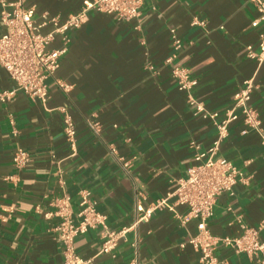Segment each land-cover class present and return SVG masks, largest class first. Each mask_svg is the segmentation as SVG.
Segmentation results:
<instances>
[{"label":"crops","instance_id":"obj_1","mask_svg":"<svg viewBox=\"0 0 264 264\" xmlns=\"http://www.w3.org/2000/svg\"><path fill=\"white\" fill-rule=\"evenodd\" d=\"M83 1L25 0V5L47 33L51 17L75 13ZM140 11L138 19L125 21L92 10L80 28L71 29L68 51L48 80L47 103L22 91L0 101V264H61L63 246L54 230L59 219L45 216L55 210V198L69 194L77 210L80 191L88 190L109 228L121 230L136 220L138 204L146 208L177 188L194 164L192 140L204 150L212 146L217 128L195 114L163 63L172 54V29L182 40L175 63L197 80L193 95L206 111L223 114L243 82L252 79L251 104L264 127V58L248 56L249 46L259 54L264 24L252 26L258 12L250 0H144ZM195 16L206 27L192 25ZM4 30L0 20V33ZM60 46L57 36L51 47ZM13 85L0 66V92ZM65 113L76 126L73 146L64 131ZM242 128L241 121L233 122L218 151L243 173L231 193L218 197L208 221L219 237L237 236L243 225L258 227L264 220L263 146L255 132L244 135ZM19 148L29 154L23 167L12 160ZM174 210H156L130 230L115 257L99 254L100 229L79 235L77 252L98 264H129L136 253L132 242L139 239L138 258L145 264H201L200 252L187 243L197 233V221L182 226L175 213L186 207ZM260 235L264 238V229ZM215 254L222 264H260L224 244Z\"/></svg>","mask_w":264,"mask_h":264},{"label":"built area","instance_id":"obj_2","mask_svg":"<svg viewBox=\"0 0 264 264\" xmlns=\"http://www.w3.org/2000/svg\"><path fill=\"white\" fill-rule=\"evenodd\" d=\"M250 1L258 12L257 18L252 22V26L257 27L261 23L264 24V0ZM143 3L144 0H84L79 11L64 18L58 15L51 17L49 22L53 24V29L43 33L41 28L44 23L35 22L34 10L25 5V0H0V20L5 27L0 33V66L14 81L12 88L0 92V101H9L17 92L22 91L36 101L47 103L48 80L55 77L61 58L68 51L69 31L80 28L92 10L113 14L125 21L138 19ZM191 24L206 27V21L197 16L193 17ZM171 33L172 54L163 63L170 67L178 88L187 93L189 104L195 107V114L212 120L218 131L217 138L212 146L205 150L192 140L190 148L193 150L194 164L187 170L186 176L179 179L177 188L146 208L138 204L136 220L131 226L121 230L109 228L107 215L98 210L97 201L91 197L88 190L80 191L77 210L73 209L69 194L55 198L51 203L55 210L46 212L45 216L59 219L54 230L63 246L64 257L61 264H98L94 258H82L76 249V238L90 229L101 230L99 254H110L115 257L117 244L120 241H128L130 230L142 222H148L156 210L168 207L175 212L176 205L186 207L184 213H175L182 226L191 220L197 221V233L190 236L187 243L200 252L201 264H222L215 254L219 244L229 246L237 253L255 257L260 264H264V238L260 235L264 229V220L258 227L243 225L242 232L237 236H215L208 226V221L214 215L218 197L231 193L234 186L243 179V173L231 160L218 155L221 143L228 137L233 122H242V134L255 132L259 136L264 161V127L258 110L251 104L254 81L248 79L243 82L234 96L232 106L223 114L206 111L193 95L192 90L197 85V80L191 78L184 67L175 63L177 52L182 47V40L175 29H172ZM57 36L61 38V46L51 47ZM259 49V54H255L249 46L248 56L258 60L264 58V33L261 34ZM147 68L155 70L152 64H148ZM57 84L65 91L69 89L61 80H57ZM94 127L97 128L98 124L95 123ZM64 131L73 146L76 140V126L69 113H65L64 116ZM113 151L115 152L114 149ZM28 159V152L21 148L12 155L13 162L19 167L25 166ZM124 165L128 166V163L125 162ZM169 199H173V202L169 203ZM138 243L139 239L132 242L136 253L129 264H145L138 258ZM185 245L186 242L182 243L181 247Z\"/></svg>","mask_w":264,"mask_h":264}]
</instances>
